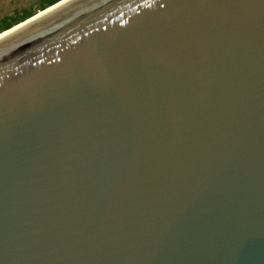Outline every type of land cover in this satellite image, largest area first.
I'll return each instance as SVG.
<instances>
[{
	"label": "water",
	"instance_id": "obj_1",
	"mask_svg": "<svg viewBox=\"0 0 264 264\" xmlns=\"http://www.w3.org/2000/svg\"><path fill=\"white\" fill-rule=\"evenodd\" d=\"M9 29L0 264H264V0H58Z\"/></svg>",
	"mask_w": 264,
	"mask_h": 264
},
{
	"label": "rangeland",
	"instance_id": "obj_2",
	"mask_svg": "<svg viewBox=\"0 0 264 264\" xmlns=\"http://www.w3.org/2000/svg\"><path fill=\"white\" fill-rule=\"evenodd\" d=\"M40 0H0V19L20 14L22 10L37 12Z\"/></svg>",
	"mask_w": 264,
	"mask_h": 264
},
{
	"label": "trees",
	"instance_id": "obj_3",
	"mask_svg": "<svg viewBox=\"0 0 264 264\" xmlns=\"http://www.w3.org/2000/svg\"><path fill=\"white\" fill-rule=\"evenodd\" d=\"M58 0H40L37 10H41L44 7L56 2ZM34 11L31 10H22L20 14H15L14 16H5L0 19V31L7 29L8 27L22 21L23 19L29 17L30 15L34 14Z\"/></svg>",
	"mask_w": 264,
	"mask_h": 264
},
{
	"label": "bare ground",
	"instance_id": "obj_4",
	"mask_svg": "<svg viewBox=\"0 0 264 264\" xmlns=\"http://www.w3.org/2000/svg\"><path fill=\"white\" fill-rule=\"evenodd\" d=\"M48 9H49V8H48ZM46 10H47V9H46ZM44 11H45V10H44ZM42 12H43V11H42ZM42 12H40V13H42ZM40 13H39V14H40ZM36 16H37V15H36ZM21 24H22V23H21ZM21 24H19V25H21ZM19 25L13 27L12 29L18 27ZM12 29H9V30H7V31H5V32H3V33H1L0 36L3 35V34H5V33H7L8 31H10V30H12Z\"/></svg>",
	"mask_w": 264,
	"mask_h": 264
}]
</instances>
